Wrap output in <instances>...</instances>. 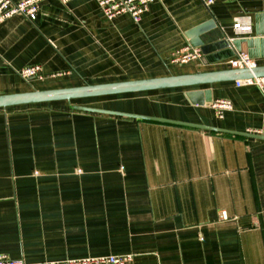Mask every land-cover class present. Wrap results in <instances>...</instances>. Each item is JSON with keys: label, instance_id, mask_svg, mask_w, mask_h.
<instances>
[{"label": "crops", "instance_id": "0c3cea01", "mask_svg": "<svg viewBox=\"0 0 264 264\" xmlns=\"http://www.w3.org/2000/svg\"><path fill=\"white\" fill-rule=\"evenodd\" d=\"M243 15L249 35L233 26ZM261 22L264 0L155 1L140 23L106 18L97 0H45L35 20L17 14L0 25V95L231 69L249 49L232 39L257 38ZM205 24L203 57L173 63ZM251 50L264 65V44ZM30 65L57 75L26 81L19 71ZM207 89L231 100L223 118L188 95L199 91L200 101ZM75 105L250 132L263 124L264 89L230 80L0 107V254L264 264V139Z\"/></svg>", "mask_w": 264, "mask_h": 264}, {"label": "water", "instance_id": "95a60500", "mask_svg": "<svg viewBox=\"0 0 264 264\" xmlns=\"http://www.w3.org/2000/svg\"><path fill=\"white\" fill-rule=\"evenodd\" d=\"M211 27V24L201 25L194 30L188 33V36L191 38V43L195 46H200L204 44V41L199 38V35L207 32ZM264 23L261 22L256 27V37H244V38H234L233 45L239 50L243 49L242 43H245L249 48L247 51L252 52L251 48L258 43L264 44ZM246 51V52H247ZM254 76L260 77L264 76V65H257L253 69L249 68H231V69H222L216 71H206L198 73H186V74H177V75H168L155 78H145V79H136V80H126V81H117V82H107V83H97V84H84L74 87H63V88H52V89H35L30 91L11 93V94H1L0 95V107L6 108L9 106L20 105V104H30V103H41V102H50V101H60L85 97H95V96H107V95H116L121 93H133V92H143L149 90L163 89V88H174L182 86H196L202 84H211L220 81H230V80H245L247 78H253ZM191 94H188L189 97L195 103L205 104L210 106L213 103V97L211 96V91L207 89L205 91V99L196 100V95L201 94L199 91H193ZM192 97H191V96ZM76 109L100 112V113H109L116 115H125L129 117H137L142 119H150L160 122L175 123L196 126L206 130L214 131H223L229 132L238 135L258 137L264 139L263 135L255 134L251 132H241L233 131L221 127L209 126L205 124L190 123L185 121L173 120L157 116H148L140 115L134 113H126L121 111L107 110L97 107H91L86 105H75Z\"/></svg>", "mask_w": 264, "mask_h": 264}, {"label": "built area", "instance_id": "2783aa9c", "mask_svg": "<svg viewBox=\"0 0 264 264\" xmlns=\"http://www.w3.org/2000/svg\"><path fill=\"white\" fill-rule=\"evenodd\" d=\"M45 0H0V25L8 18L20 14L33 21L37 18L41 3ZM67 3L71 0H60ZM105 17L113 19L122 14L129 15L135 23H140L144 12L149 4L155 1L163 0H97ZM206 6L213 5L218 0H201ZM234 28L239 34L249 35L252 33V19L249 15L238 16L234 22ZM233 40V39H232ZM203 57V50L199 46L193 45L187 41L182 47L173 52L171 61L175 64H186L191 61L200 60ZM231 68H249L257 67L255 59L247 52H240L230 61ZM20 75L26 81L32 78L40 80L48 76L54 77L57 74L45 75L41 65H30L20 69ZM237 84L257 85L264 89V76H254L245 80H237ZM211 106L214 109L216 117L223 118L227 110L232 109L231 100L220 98L213 101ZM251 133L264 136V118L261 127L252 129ZM134 255L131 253L108 254L98 256H86L79 258H68L58 260L26 261L23 259H10L4 254H0V264H133Z\"/></svg>", "mask_w": 264, "mask_h": 264}, {"label": "trees", "instance_id": "16d2710c", "mask_svg": "<svg viewBox=\"0 0 264 264\" xmlns=\"http://www.w3.org/2000/svg\"><path fill=\"white\" fill-rule=\"evenodd\" d=\"M119 95V94H118ZM97 97H101V96H95V97H85V98H78V99H72L71 101H80L81 99H93V98H97ZM67 101V100H64Z\"/></svg>", "mask_w": 264, "mask_h": 264}]
</instances>
